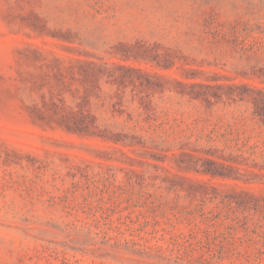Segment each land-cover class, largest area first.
<instances>
[{
    "label": "rangeland",
    "instance_id": "obj_1",
    "mask_svg": "<svg viewBox=\"0 0 264 264\" xmlns=\"http://www.w3.org/2000/svg\"><path fill=\"white\" fill-rule=\"evenodd\" d=\"M0 264H264V0H0Z\"/></svg>",
    "mask_w": 264,
    "mask_h": 264
}]
</instances>
